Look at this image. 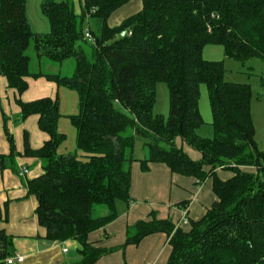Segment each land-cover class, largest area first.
I'll list each match as a JSON object with an SVG mask.
<instances>
[{"label":"trees","instance_id":"16d2710c","mask_svg":"<svg viewBox=\"0 0 264 264\" xmlns=\"http://www.w3.org/2000/svg\"><path fill=\"white\" fill-rule=\"evenodd\" d=\"M131 1L83 0L78 15L69 1L46 0L40 7L50 31L40 34L31 28L28 0H0V76L9 87L22 95L27 78L45 77L79 96L80 111L70 116L60 112L57 100H18L21 119L38 115L40 129L50 136L32 150L25 135V154L42 161V175L27 186L37 199L46 240L78 241V264H95L106 250L92 245L89 235L117 219L118 202L131 201L134 164L143 173L164 164L197 184L210 179L217 200L202 219L188 220L187 230L155 215L140 221L129 229L126 245L164 233L171 247L167 264H264V152L255 139L252 89L226 81L223 61L203 57L206 46L217 45L243 64L264 61V0H142L139 13L109 27L110 16ZM87 29L94 43L85 37ZM31 46L36 72L27 53ZM72 58L73 77L40 69ZM160 82L170 91L167 120L153 112ZM202 85L210 97L212 138L198 134L204 124ZM63 118L76 130V149L70 153H60L67 141L59 131ZM7 135L11 155L0 153L2 169L16 155ZM138 137L149 151L143 160L134 155ZM184 146L200 159L193 160ZM219 171L231 176L223 179ZM4 219L0 205V222ZM11 246L0 233V257H9Z\"/></svg>","mask_w":264,"mask_h":264},{"label":"crops","instance_id":"0c3cea01","mask_svg":"<svg viewBox=\"0 0 264 264\" xmlns=\"http://www.w3.org/2000/svg\"><path fill=\"white\" fill-rule=\"evenodd\" d=\"M70 3L72 0H66ZM41 5L42 0L38 1ZM71 3L75 12L80 15L83 0ZM39 5V7H40ZM143 8L142 0H132L117 9L109 18L111 28L120 26L126 19L139 13ZM37 9V7L35 8ZM41 12V8H40ZM27 14L34 32L47 34L50 31L48 20L42 16L33 17L27 3ZM44 16V15H43ZM45 70L43 68L48 67ZM54 64H44L41 71L44 74H59L60 70ZM28 89L19 95L15 89L9 87L8 80L0 76V153L11 155V145L7 132L11 134L15 144L16 155L2 169L0 162V205L4 220L0 222V233L11 240L12 246L7 249L11 255L6 259L0 257V264H7V260L22 255V264H78L81 261V245L78 241L51 242L46 240V230L38 221L36 209L38 202L35 196L29 194L27 183L43 173L42 161L37 157L25 154V135H28L29 146L32 150L41 149L50 136L39 127V116L31 115L21 119L22 109L18 100L31 103L50 98L57 100L60 112L69 109L64 116L74 115L77 108L76 96L71 89L59 87L45 77L27 78ZM71 93V94H70ZM64 96V100H63ZM79 102V101H78ZM72 112V113H71ZM258 122L264 126V110L259 115ZM256 129L255 139L261 140L260 131ZM61 123V122H60ZM59 131L60 124H59ZM63 133V132H62ZM264 151V144L262 145ZM185 152L193 160H199L200 154L184 146ZM148 158V152L138 156V160ZM28 173H25V171ZM255 172L253 168H247ZM219 176L228 179V172L219 171ZM193 178L173 175L164 164H152L147 173H143L138 163L132 170L131 201L117 203V219L104 229L89 235V242L95 247L106 250V253L95 264H167L171 254L170 238L164 233H157L146 237L139 245H126L128 231L140 221H147L155 215L157 219H171L177 227L189 229L188 220L198 221L217 200L212 190L211 180L202 184ZM187 221V222H185ZM68 252H65V250Z\"/></svg>","mask_w":264,"mask_h":264},{"label":"rangeland","instance_id":"374dc122","mask_svg":"<svg viewBox=\"0 0 264 264\" xmlns=\"http://www.w3.org/2000/svg\"><path fill=\"white\" fill-rule=\"evenodd\" d=\"M39 0H28L29 5V11L31 16L33 17V14L36 16L39 13V16H43L42 12H40L39 5L37 4ZM46 0H42L44 2ZM54 1H66V0H54ZM74 4H76V9L78 10V2L76 0H72ZM41 2V4H42ZM71 2V3H73ZM41 6V5H40ZM37 7V9H35ZM93 29L97 31V27L93 25ZM28 55L32 57V63H31V69L32 71L36 72L38 66L36 61V55L33 47L28 50ZM203 57L207 61H223L225 66V80L232 83H241V84H248L250 85L252 89V103H251V112L253 120L259 119V115L264 110V61L262 60H252L248 61L246 63H241L237 60L231 59L227 57L224 47L217 46V45H208L205 47L203 52ZM53 64V63H49ZM56 67L60 70L59 64H54ZM46 68L52 69L48 65V67L43 68L45 70ZM62 76L63 77H73L76 70V60L75 59H69L66 62L62 64L61 67ZM47 70V69H46ZM71 94V93H70ZM74 96H76V99L79 101V96L76 91H73ZM64 100V96H63ZM76 102V110L74 115H77L80 111L79 108V102ZM70 109V108H69ZM69 109L63 108L61 110V113H68ZM199 109L200 113L202 115L204 124L202 127L198 130V134L204 138H212L214 135L213 131V113L212 108L210 104V97L208 88L206 85H202L201 87V96L199 101ZM154 114L161 115L166 120L169 117L170 113V91L169 87L166 83L160 82L157 84L156 88V104L153 110ZM72 113V112H71ZM60 130L67 135V141L65 144L61 147L60 153H70L73 152L76 149V130L70 123L69 119L63 118L60 121ZM257 123L256 127L260 131L261 140L258 141L260 145V149L262 148V145L264 144V126L261 124V122H255ZM129 131L127 134H130ZM264 152L263 150H261ZM144 152H149L147 147L145 146V142L142 138L138 137L136 141L135 146V152L134 155L136 158H138L139 155L143 154ZM244 170H247L245 168Z\"/></svg>","mask_w":264,"mask_h":264},{"label":"built area","instance_id":"2783aa9c","mask_svg":"<svg viewBox=\"0 0 264 264\" xmlns=\"http://www.w3.org/2000/svg\"><path fill=\"white\" fill-rule=\"evenodd\" d=\"M85 37L89 40V42L94 43V38L90 32L89 29H87L85 31ZM25 173H28V171L26 170ZM187 222V221H185ZM65 252H68V250L66 249ZM25 260V257L22 255H17L16 257L10 258L7 260V264H22Z\"/></svg>","mask_w":264,"mask_h":264},{"label":"water","instance_id":"95a60500","mask_svg":"<svg viewBox=\"0 0 264 264\" xmlns=\"http://www.w3.org/2000/svg\"><path fill=\"white\" fill-rule=\"evenodd\" d=\"M127 35V32L122 33V37H125Z\"/></svg>","mask_w":264,"mask_h":264}]
</instances>
